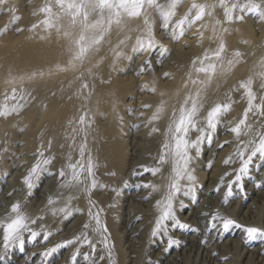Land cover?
<instances>
[{
    "label": "bare ground",
    "instance_id": "obj_1",
    "mask_svg": "<svg viewBox=\"0 0 264 264\" xmlns=\"http://www.w3.org/2000/svg\"><path fill=\"white\" fill-rule=\"evenodd\" d=\"M1 1L3 5L12 6L18 0ZM171 1L176 4L184 0ZM67 2L65 0L66 5ZM76 2L80 6L78 16L75 10L60 7L57 0H39L34 8L38 14L34 27L26 30L18 40L0 45V90L14 93L3 105V120L8 128L16 129L18 124L29 128L32 122L29 111H33L36 114L34 119H37L35 134L28 140L31 147L26 152H33L34 159L16 169L6 185L0 184V262L49 264L53 257L61 256L62 261L56 264H121L114 249L115 238L119 237L117 253L122 264H148L150 261L152 264H189L194 256L200 258L201 264H241L239 261L224 262L228 256L224 250L226 243L242 251L237 257L243 258L244 264H252L264 251V239L247 240L242 229L248 227L245 220L252 219L254 214L257 217V212L264 216V192L248 187L244 198L251 203L248 206L236 204L242 219L234 223L240 228H232L220 235L216 232L207 234L212 228H220L212 227L219 219L220 208L217 210L216 206L229 202V185L239 174L234 163L238 172L236 170L230 179L225 180L227 186L220 190V186L225 185L221 177L231 171L230 167L220 168V163L231 161V156L241 152H248V158L251 148L247 140L254 138V127L260 122H255V126L250 123L260 115L264 104V0H185L183 9L192 11L191 22L189 15L185 19L180 17L184 23L178 22L177 28L184 31V35L175 36L178 44L172 47L168 56L167 45L158 51L154 49L158 43L154 31L159 28L162 30L159 36L165 37L169 29L175 30L172 28L176 23L167 26L170 16L162 18L163 26L158 22L148 23L143 14L149 13L150 6L145 4L139 17L129 18L122 13L120 23L109 26V16L113 20L117 17L106 11L102 18L97 10L89 15V27H86L84 15L91 11V5L86 4L92 0H85L84 4L81 0ZM163 2L154 0L151 17L155 8L167 11ZM252 8L261 15H253ZM197 15H202V19L196 20ZM13 20L11 18L9 23ZM97 21H101L103 27L90 26ZM101 36L100 44L92 46ZM81 37L84 46L92 47L77 60L75 57L80 49L77 42ZM168 38L171 39V35ZM141 41L144 48L140 46ZM138 52L141 57L129 65L128 56ZM162 58L161 69L156 71L154 65ZM125 68H129L128 76L133 78L127 91L122 93L118 87L121 81L118 74ZM202 68L207 71H199ZM145 70H150L148 76L135 79ZM193 100L199 106L197 121H205L208 113L217 106H227L229 116L224 120V114L220 116L216 133L208 130L204 123H197V128H204V132L189 133L188 139L193 142L200 136L205 138L196 153H193L194 149L189 151L194 157L189 165L194 182H189L186 178H179L174 163L161 164L160 160L164 145L171 142L170 126L182 110L191 107ZM122 112L134 116L128 125L131 134L124 131L127 123L123 121ZM115 115L119 123L117 130L112 123ZM82 116L85 124L91 127L80 124ZM14 117L18 124L12 122ZM237 127L240 128L239 137L231 131ZM227 143L228 148L223 149ZM83 145L86 149L81 156L80 147ZM225 152H229L228 159H225ZM164 158L171 160V157ZM89 160L94 163L92 176L87 173ZM77 161H82L83 167ZM12 162L18 164L19 161ZM213 163L215 168L211 171ZM255 167L254 170L258 171L260 166ZM34 169H37L35 175ZM145 169L158 170V174L151 175ZM21 170L24 179L27 176L32 178L31 188L19 180ZM180 175L186 177L187 174L181 172ZM250 176L255 178L256 186L264 188V171ZM204 180L208 184L202 192L188 191ZM174 181L182 189L172 198V203L176 204L174 219L164 221L161 231L156 232L155 219L160 221ZM147 182L158 190L150 188L149 194L147 191L143 194ZM116 190L131 192L129 196L119 194L120 200L127 204L132 205L134 201L147 197L150 201L142 214L134 213L130 206L125 208L128 218L120 232L115 226L117 233L108 221ZM197 197L199 203L195 204ZM14 206H18L19 215L26 218V228L20 232L22 245L13 242L5 249L3 226L17 216L11 212ZM186 208L189 212L180 216ZM94 217L98 218V224ZM152 218L151 229L146 232L145 228L138 233L140 223H147ZM32 232L38 234L35 241L31 240ZM135 235L137 237L133 239ZM224 238L227 239L222 243ZM216 239L222 244L212 245ZM170 240L178 243L169 247ZM65 244L68 246L64 247ZM153 246L155 250H152ZM18 247L21 250H17ZM68 247L66 254L59 255ZM247 247L251 249L247 250ZM171 249L175 250L171 253ZM131 257L138 259L129 263Z\"/></svg>",
    "mask_w": 264,
    "mask_h": 264
},
{
    "label": "rangeland",
    "instance_id": "obj_2",
    "mask_svg": "<svg viewBox=\"0 0 264 264\" xmlns=\"http://www.w3.org/2000/svg\"><path fill=\"white\" fill-rule=\"evenodd\" d=\"M39 0H18L15 4H13L12 6L10 5V4H8V5H3L1 2V0H0V45H2V46H4L5 44H7V43H9L10 41H16V40H18L23 34H24V32L26 31V30H28V29H30V28H32V26L34 27V24L37 22V20H38V14H36L35 13V11H34V8L36 7V5H37V2H38ZM168 1H169V3H168ZM184 3H185V0L184 1H180V2H178V3H176V4H172V1L171 0H164V2H163V7H164V10H167L166 12H164L163 10H160L159 8H155V12H154V16L153 17H151L150 16V14H151V11H152V8H153V6H150V9L148 10L149 11V13H144L143 15H144V18H145V20L148 22V23H153V22H155V24L157 23V24H161V23H163V21H162V18L164 17V16H170V18H169V23H168V25L167 26H172V24L173 23H176V24H174L173 25V28L172 29H175V30H172V31H170V29H169V32L168 33H166L165 34V37L164 36H159V34H161L162 32V30H160L159 28L158 29H156V31H154V35H156V39L158 40V43L155 45V48L154 49H156L157 51H158V48H160V47H162L164 44L165 45H167L165 48H166V50H168V53L166 54L167 56H168V54H171V51H172V47L174 46V45H177L178 43H176V42H178L177 41V38L178 37H180L181 35L183 36L184 35V31H180V30H178V28H177V26H178V22H179V24H182V23H184V21L182 20H180V17H182L183 16V19H185V18H187V15H189V17H188V19L190 18L191 19V15H192V11H188V12H186V10L185 9H183L184 8ZM26 5V6H25ZM166 5H168L167 7H166ZM174 5V6H173ZM12 7H13V9H12ZM11 10V11H10ZM15 10V11H14ZM185 10V11H184ZM181 11H183L184 13H182ZM164 12V13H163ZM170 12V13H169ZM186 12V13H185ZM190 12V13H189ZM158 14V15H157ZM165 14V15H164ZM8 15H10V16H8ZM16 17H15V16ZM157 15V16H156ZM173 15V16H172ZM184 15H185V17H184ZM8 16V17H7ZM11 18H13L14 20L11 22V23H9V20L11 19ZM6 19V20H5ZM18 19V20H17ZM178 19H179V21H178ZM189 19V22H191V20ZM16 20V21H15ZM7 21V22H6ZM162 26H163V24H161ZM11 26H12V28H11ZM157 30H158V32H157ZM178 30V31H177ZM185 30V29H184ZM186 31V30H185ZM2 32V33H1ZM160 32V33H159ZM174 33H177V34H174ZM171 35V39H169L168 37ZM177 35H178V37H177ZM168 36V37H167ZM177 38H176V37ZM176 38V39H175ZM164 39V40H163ZM167 39V40H166ZM167 41V42H166ZM173 41V43H171ZM169 45H171V48H169L170 46ZM170 49V50H169ZM167 56H164V58H166ZM170 56V55H169ZM141 57V53H137V54H134V56L131 54V55H129L128 56V59H127V62L129 63V65L131 64H135L136 63V60L138 59V58H140ZM164 58H162V59H160L159 61H157V64H155L154 65V68H155V70L156 71H159L160 69H161V66H162V64H163V62H164ZM128 63H127V65H128ZM127 65H126V67H127ZM129 65H128V67H129ZM146 68H148V67H146ZM129 70V68H125L123 71L124 72H119V74H118V77H120V79H121V81H119V84H118V87H119V89L122 91V93H125L126 91H127V88L129 87V84H131V79L133 78V77H131V76H128V75H130V71H128ZM147 71V72H146ZM149 71L150 70H145L142 74H139V75H137L136 77H135V79L136 78H139V77H141V75H144V76H148V73H149ZM145 73V74H144ZM163 80H166V78H162ZM149 95V94H148ZM12 96H14V93L13 92H9V91H5V90H0V113H2V114H0V184H2V185H6L7 184V182L13 177V174H14V172L16 171V169H20V168H22V165H24V163H31V161L34 159V157H35V154L32 152V153H27L26 154V152H27V150L29 149L30 150V147H31V144L29 143V141L28 140H31V137L33 136V134H35V126H36V120L37 119H34L35 118V115L36 114H34V112L33 111H29V113H28V115H30L31 116V125L29 126V128H26V126L25 125H23V124H18V121H17V118L16 117H14V118H12V122H14L15 124L17 123L18 125H16V129H13V128H8L7 126H6V124H5V122H4V113H3V105H4V103H7L11 98H12ZM125 101H130V99H127V98H125L124 99ZM258 104V103H257ZM258 106V108H259V104L257 105ZM264 104H262V106H261V109H260V115H262V116H258L257 117V119L256 120H254V118H253V121H250V123H254V126H255V122H259V123H261V124H257V126L256 127H254V129H256V131H257V133H256V131H255V135H254V138H252V140H247V142H248V145L250 146V148L252 149L254 146H257V145H259V143H260V141H261V139H264ZM255 108V107H254ZM255 109H257V108H255ZM144 112L146 113L147 112V110H144ZM228 113V112H227ZM224 114L223 116H222V120H224V119H226L228 116H229V113L228 114ZM122 117H124V119H123V121L125 120L126 121V128H124V131L125 132H129L130 134L132 133V132H130V129L131 128H129L128 127V125L130 124V122L134 119V116L133 115H130L129 113H127V112H122ZM125 117H126V119H125ZM253 117V116H252ZM15 119V120H14ZM127 119H129V120H127ZM35 120V121H34ZM250 120V119H249ZM124 121V122H125ZM113 126H114V130H117L118 129V125H119V123H118V121H117V115H115L114 116V120H113ZM218 126H220V124H217V127H216V129L218 128ZM121 127V126H120ZM139 129V128H138ZM213 130L214 131V133H216V131L217 130ZM113 130V131H114ZM262 132V133H261ZM195 132H192L191 134L193 135ZM261 133V134H260ZM225 134H227V133H225ZM225 134H222L221 136H224ZM260 134V135H259ZM19 136V137H18ZM26 136V138H24ZM258 136H261V137H258ZM263 136V137H262ZM17 137V138H16ZM29 137V138H28ZM15 138H16V140H15ZM211 138H213V137H211ZM216 138V137H215ZM127 139V138H126ZM260 139V140H259ZM128 140H130V137H128ZM251 141V143H249ZM8 142H10V143H8ZM7 143V144H6ZM214 143V142H213ZM13 144V145H12ZM21 144V145H20ZM7 145V146H6ZM12 147H11V146ZM6 146V147H5ZM25 146H27V147H25ZM248 146V147H249ZM5 148V149H4ZM26 148V149H25ZM224 148H228V143L227 144H225L224 145V147H223V149ZM20 149H22L23 150V152H22V150L20 151ZM249 149V148H248ZM248 149L246 150V151H248ZM8 150V152H6ZM10 150V151H9ZM226 150V149H225ZM21 153H23L22 155H21ZM193 153H196V149H194V152ZM225 153H227L226 154V158L225 159H228L229 158V152H225ZM246 153V154H245ZM10 154V155H9ZM247 154H248V152H244V155H243V158L241 159V157H240V155H234V156H231V161H230V163H231V165H229V164H225L224 163V161H222L221 163H220V168H224V167H226V168H229V170L231 169V171H227V172H225L224 173V175L221 177L222 178V180H223V183H224V181L226 180H228V179H230L229 177H232V175H234L235 174V172H236V170L239 168L240 169V167H242V162H243V160H245L246 159V157H247ZM34 155V156H33ZM227 155H228V158H227ZM29 158V159H28ZM235 158H236V161H235ZM240 158V159H239ZM262 157H260L259 155H257V157H255L253 160H252V162H251V164H250V166H249V171H248V173L246 174V175H243V174H241V177H242V179L240 180V184L239 183H237V185H236V183L234 184L233 183V181H235L236 180V177H234V179L231 181V193H236L235 195L234 194H232V195H230V197H229V202L226 204V203H220L218 206H216V209L218 210L219 208V210L220 211H218L219 212V219H216L215 221H214V223H216L215 224V227H217V228H219L220 227V225L224 222V221H227V219L228 220H231V221H233V222H236V220H240V219H242V213H240L239 212V210H237L238 209V206L239 205H241V206H248L250 203H251V201L249 200V199H246V198H244V196H245V194L247 193V191H248V187L250 188V187H255V191L257 192V191H262V192H264V188H262V187H258V186H256L255 185V183H256V181H255V178H252L251 176H250V174H254V175H259L262 171H264V162H261L260 163V159H261ZM14 160H16V161H19L18 162V164H16V162L14 163V162H12V161H14ZM247 160V159H246ZM241 161V162H240ZM215 162V161H214ZM233 162V163H232ZM238 162V163H237ZM223 163V164H222ZM236 165H235V164ZM15 164V165H14ZM222 164V165H221ZM225 164V165H224ZM237 167V169L235 170L234 168H236L234 165ZM9 165V166H8ZM233 165V166H232ZM260 166L259 167V170L258 171H256V170H254V168H256L255 166ZM212 166V169H211V171L215 168V166H214V163H213V165H211ZM9 167V168H8ZM32 168H33V166H31ZM233 168V169H232ZM263 168V169H262ZM9 169V170H8ZM31 169V168H30ZM13 171V172H12ZM234 171V172H233ZM17 172V171H16ZM22 172H24L23 170H21V173H20V171H19V175H22L23 173ZM200 172H203V170H201ZM237 172H238V170H237ZM6 173V174H5ZM10 173V174H9ZM12 173V174H11ZM219 173V172H218ZM233 173V174H232ZM227 174V175H226ZM195 175V174H194ZM20 177V178H19ZM29 176H27V178L26 179H31V182L33 183V180H32V178L31 177H29ZM195 177V176H194ZM18 178H19V180L21 181L22 180V182L23 181H25L26 179H24L25 177H24V175H22V177L21 176H18ZM150 180H151V177L149 178ZM12 180V179H11ZM203 182V183H202ZM202 182H199V184H197V186H193V188H192V192L194 193V194H197V192H202V189L208 184V182H206L205 180L204 181H202ZM225 185H222V186H220V190L222 189V187L224 186V187H226L227 186V184L226 183H224ZM27 185V184H26ZM149 185H151V183L150 182H147V184H145V186H149ZM234 185V186H233ZM143 187V189H142V192H143V194H145V192L147 191H149V187ZM28 188V187H27ZM197 188V189H196ZM36 189V188H35ZM148 189V190H147ZM253 189V188H252ZM145 190V191H144ZM204 190V189H203ZM219 190V191H220ZM141 191V190H140ZM218 191V192H219ZM0 192H2V191H0ZM128 192V193H127ZM146 192V193H147ZM244 192V193H243ZM110 193H112V191H110ZM131 192L130 191H125V190H123V191H121V192H119V190H116L115 191V193H113V196H114V198L112 199V203H111V208H112V212H111V214H110V216H109V218H108V221H109V223L111 224V226L113 227V229H114V231L117 233V231L118 232H120V230H121V228L122 227H124V221L128 218V214H126V210L127 209H125V208H129V206L133 209L132 211L134 212V213H136V214H142V213H144L143 211H146L147 210V205L149 204V198L147 197V198H144V199H141V200H136V201H134V204H127V202L125 201V200H123L122 199V201L120 200V195L119 194H125V196L127 195V196H129V194H130ZM133 193V192H132ZM16 195H19V193H15ZM147 194H149V192L147 193ZM197 196V195H196ZM250 196H253V195H250ZM198 198L199 197H197V199H196V202H195V204H197V203H199V201H198ZM120 200V201H119ZM259 200L260 201H262V197H259ZM124 202V203H123ZM140 203V204H139ZM231 203V204H230ZM233 203V204H232ZM237 203H239V205L237 204ZM123 204V205H122ZM142 204V205H141ZM173 204V207H172V209H171V212H172V215H174V208L176 207V204H174V203H172ZM234 204H235V206H234ZM238 206H237V205ZM120 206H122V207H120ZM220 206H222V207H224V208H221ZM257 207H259L260 206V203H258L257 202V205H256ZM134 208H135V210H134ZM250 209H253L252 207L250 208ZM138 210V211H137ZM164 210H166V208L164 209ZM228 210H229V212H228ZM244 210H245V208H244ZM254 210V209H253ZM234 211V212H233ZM122 212V213H121ZM124 212V213H123ZM185 212V213H184ZM184 212L183 213H181L180 214V216H185L186 215V213H188L189 212V209H184ZM226 212V213H225ZM233 212V213H232ZM148 213V212H147ZM239 213V214H238ZM223 214V215H222ZM227 214V215H226ZM222 215V216H221ZM234 217H233V216ZM260 214H259V212H257L256 213V216L257 217H255V214L253 215V217H252V219H253V221H252V219H247V220H245L247 223V228H254V229H258V230H260V231H264V216H263V214L261 215V216H259ZM231 216V217H230ZM76 217V216H75ZM230 217V218H229ZM238 218V219H237ZM226 219V220H225ZM234 219H235V221H234ZM254 219H257L256 221L254 220ZM263 219V220H262ZM154 220V218H152V220H150L149 222H145V221H142L141 223H140V227L138 228V233H140L141 231L143 232V230H145V228H146V232L147 231H149L151 228L150 227H152L153 225H152V221ZM249 220V221H248ZM159 221V220H158ZM158 221H157V218L155 219V222H154V224H157L158 223ZM169 222H170V220H169ZM168 222V223H169ZM249 222V223H248ZM221 223V224H220ZM250 223H252V224H250ZM255 223H256V227H255ZM117 224V225H116ZM250 224V225H249ZM254 225V226H253ZM258 225V226H257ZM117 227V229H116V227ZM122 226V227H121ZM142 226V227H141ZM252 226V227H251ZM261 226V227H260ZM115 227V228H114ZM117 231H116V230ZM141 232V233H142ZM176 233H177V231H175ZM217 233L218 235H220L221 234V231L219 230V229H210L209 230V233L207 234V236L208 235H210V234H212V233ZM137 233V234H138ZM140 233V234H141ZM118 235H119V233H118ZM146 235V234H145ZM144 235V237L146 238V236ZM137 237V235H135V237L133 238V239H135ZM141 237V236H140ZM143 236L141 237V239L143 240V242H144V240H145V238H144ZM235 238V237H234ZM227 238H224L223 240H221V242L223 243L224 242V240H226ZM145 242H146V240H145ZM220 241H218V239H216V240H214L213 242H212V245H215V244H222ZM227 244V246L226 245H224V250H225V252L227 253V258L224 260V262L226 261V262H237V261H239V263H241V264H244V262H245V260L243 259V258H239L240 256H239V254H241L242 253V251L239 249V248H236L234 245H232V244H228V243H226ZM119 245H120V242H119V237L117 238H115V241H114V249H115V254H116V256H117V259H119V262L122 264V259H121V256L120 255H118V253H117V251H118V249H119ZM228 245H230V248H229V246ZM226 246V247H225ZM231 247H233V248H231ZM69 248L70 247H68V248H66V249H64L62 252H60V254L59 255H64V253L66 254L68 251H69ZM248 249L247 250H250L251 249V247H247ZM138 249H140L139 247H138ZM156 249V247H152V250H155ZM229 249V250H228ZM231 249V250H230ZM233 249V250H232ZM17 250H21V247H18L17 248ZM31 250H33V248L31 249ZM141 250V249H140ZM175 249H171L170 250V252L172 253L173 251H174ZM240 250V251H239ZM48 252V251H47ZM181 251H179V253H180ZM171 253L170 254H167V256H168V258H170V256H171ZM264 251L261 253V254H259V257L255 260V261H253L252 262V264H263L262 262H263V260H264ZM232 254V255H231ZM237 256H239V257H237ZM20 256H17V258H19ZM229 257V258H228ZM263 257V258H262ZM235 258V259H234ZM137 257H131V258H129V263H133L134 261H137ZM195 259V260H194ZM229 259V260H228ZM239 259H241V260H239ZM152 260H154V258H152ZM190 260L191 261H188L189 262V264H201V260H200V258H195V256L194 257H191L190 258ZM62 261V257L61 256H58V257H53L51 260H50V262H49V264H56L57 262H61ZM131 261V262H130ZM164 261V260H163ZM194 263H193V262ZM195 261H196V263H195ZM260 261V262H259ZM177 262H179L180 263V261H177ZM0 264H5V262L4 261H2V262H0ZM148 264H152V261H150V262H148ZM186 264H188V263H186Z\"/></svg>",
    "mask_w": 264,
    "mask_h": 264
},
{
    "label": "snow or ice",
    "instance_id": "obj_3",
    "mask_svg": "<svg viewBox=\"0 0 264 264\" xmlns=\"http://www.w3.org/2000/svg\"><path fill=\"white\" fill-rule=\"evenodd\" d=\"M57 3L59 4L60 7H65L69 9V11L75 10V15L78 16L80 15V6L77 4L76 0H68L67 5L65 3V0H57ZM81 3L84 4L85 0H81ZM145 4L148 6H153L154 5V0H92L90 4L86 5H91V11L87 14L84 15V21H85V26L89 27L88 24V17L91 14V12H95L99 10L100 16L103 18L104 13L107 11L117 17V19L113 20L111 16L108 18V24L111 26L112 23L119 24L120 20L119 17H121L122 13L126 15L129 18H136L141 15V11L144 9ZM252 14L253 15H261V13L257 12L256 8H252ZM202 19V15H197L196 20ZM165 20L167 21V17H165ZM73 21H75V16H73ZM99 25L100 27H103V24L101 21H97L94 24H91V27H96ZM103 39V36L100 38L96 39L93 42L92 46L100 44L101 40ZM84 38L81 37V40L77 42V44L80 46L79 52L76 55V59L80 60L85 56L90 48L92 46H84L83 44ZM141 48H144V43L141 41L139 42ZM148 47H151V45H148ZM146 50V49H145ZM223 49H221L222 51ZM161 55H164V52L161 51ZM147 63V62H146ZM214 67V66H212ZM199 71H207V69H199ZM85 88L87 87L86 85L84 86ZM250 99L251 93H249ZM229 111V108L227 106H217L214 109H212L208 115L205 121H197L196 117L199 112V106L197 105L196 101L193 100L191 107L184 109L180 112L178 118L174 121L173 125L170 126V133H171V142L166 143L164 145V149H167L168 151L165 152L164 149H162V158L160 160L161 164L165 163H174L175 164V169L177 171V175L179 176L180 179H187L189 182H194L193 176L190 174L191 170L189 168V165L192 163L194 157H192L189 154V151L191 149H198L199 143L204 142V137L200 136L198 137V140L196 142L190 141L188 139L189 133L190 132H204V128H197V123H204L207 127L208 130H215L217 127V120L220 118L222 114H226ZM251 111V108L249 109ZM2 114V113H0ZM80 124L85 125L86 127H91V125H86L85 124V118L82 116L80 119ZM83 131V129H81ZM155 131V129L153 130ZM231 131L239 137L240 135V128H234L231 129ZM210 139V137H209ZM251 143V141L249 142ZM223 147V146H221ZM86 149V145H83L80 147V154L83 156L84 151ZM43 155V153H41ZM244 153H240L241 159L243 158ZM259 155L260 157H264V139H261L259 145L254 146L251 149V154L248 156L247 160H243L242 162V167L239 169V174L236 177V180L233 181V183H239L241 180V174L246 175L249 171V166L252 162V160ZM164 157H171V160L165 159ZM47 163H50V161H47ZM78 164H81L83 167V162L82 161H77ZM226 164L230 163V161H225ZM39 166H37L38 168ZM93 168H94V163L89 160L87 161V173L89 176L94 175L93 173ZM37 169L33 170V175H35ZM146 172H148L151 175H157L158 170H153V169H145ZM183 172L186 175H180V173ZM61 175H64L62 172ZM78 179V177H77ZM25 183L29 188L32 187V182L31 179H26ZM152 188V190H158L155 188V186H145ZM192 189H189L188 191H191ZM182 192V189L178 186V184L174 181L169 190V196H168V201L165 205L166 210L164 211L163 215L160 218V221L157 223L156 227V232H160L163 222L164 221H169L173 220L174 217L172 216L171 209L173 207L172 204V198L177 196ZM187 194V193H184ZM229 195H231V185H229ZM11 212L17 213V216L11 220L10 223L7 225L3 226V232H4V247L7 249L10 244L13 242L17 243V246L22 245V240L20 236V232L22 229L26 228V218L23 217L22 215H19V210L18 206H14L11 209ZM96 220V223H99L98 218L94 217ZM34 223V221H33ZM212 227L215 228V224H212ZM241 226L238 224H235L231 220L224 221L221 225L219 230L223 233H226L230 231L232 228H240ZM106 230V229H105ZM245 232L246 239L247 240H256L257 238L264 239V231H260L258 229L254 228H245L242 229ZM155 234V233H154ZM38 234L35 232L31 233V240L35 241L37 239ZM69 244L72 243L71 241L68 242ZM176 241H169V247L174 246ZM64 247H67L68 244L63 245Z\"/></svg>",
    "mask_w": 264,
    "mask_h": 264
}]
</instances>
